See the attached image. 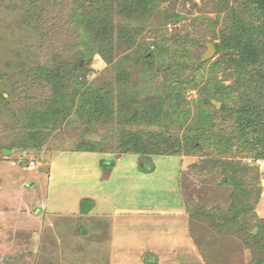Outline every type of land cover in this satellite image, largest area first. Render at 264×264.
<instances>
[{
    "label": "rangeland",
    "instance_id": "obj_1",
    "mask_svg": "<svg viewBox=\"0 0 264 264\" xmlns=\"http://www.w3.org/2000/svg\"><path fill=\"white\" fill-rule=\"evenodd\" d=\"M95 1L113 11L108 37L77 0H0V264H110L115 227L125 264L140 245L163 264H264V234L248 236L264 226V160L204 104L223 106L219 92L232 86L217 53L202 61L205 44L219 43L248 0H149L140 15L138 0ZM57 69L70 72L69 116L56 119L47 77ZM135 132L160 142L151 163L148 152L123 153L122 137ZM219 160L254 171L238 188ZM142 161L154 172H141ZM243 190L258 202L227 233L214 215H233ZM86 199L96 210L81 218Z\"/></svg>",
    "mask_w": 264,
    "mask_h": 264
},
{
    "label": "trees",
    "instance_id": "obj_2",
    "mask_svg": "<svg viewBox=\"0 0 264 264\" xmlns=\"http://www.w3.org/2000/svg\"><path fill=\"white\" fill-rule=\"evenodd\" d=\"M77 1L80 2H78V5L83 10H91L89 14L90 25L96 23L104 37H108L110 29H114L112 17L109 14L113 12L111 8L95 0ZM221 1L229 7L226 0ZM121 4L122 1H120V6H122ZM247 6L243 13H232L233 21L231 25L226 27L220 36L219 43L215 44L217 54L220 57L216 65L222 66L229 73L232 86L224 87L225 95H223L222 90L219 92L217 100L224 102L221 109H218L212 103V99H206L204 104L216 109L215 112H206L209 119L211 117L216 119L225 118V120L233 122L234 132L238 140L254 156L255 160L259 161L264 160V0H248ZM133 7L135 8L134 13L138 15L152 9L149 0H138ZM124 36L126 39L130 38L128 34ZM69 72V70L62 72L59 69L48 72L47 81L52 85L53 97L56 99L54 107L48 112L52 118L57 119L59 116L66 118L69 116V111L64 104V91L66 88L64 79L67 78ZM0 97L1 100H5L2 94ZM223 97L226 99H221ZM229 100L233 102L232 106L227 104ZM152 142L154 144L150 141L145 142V135L135 132L122 137L121 147L123 153L134 151L137 154H143L145 158L147 156L145 154L148 152L150 154L148 158H150L156 155V153H152L154 151L153 147L160 146V142H156V140H152ZM193 147L195 149L199 148L197 145ZM88 152L96 153V151ZM148 160L151 163L152 157ZM150 163L142 161L140 164L141 171L145 173L154 172V167L149 165ZM217 164L221 166L226 182L230 183L232 181L237 187L240 186V181L237 178L254 171L250 167L238 166L225 160H219ZM101 166L113 169L115 163L107 164L105 161H101ZM255 173H257V176L259 175L258 169L255 170ZM242 193L244 197L239 199V202L237 201L235 205L233 204L235 208L233 215H214L220 223L221 230L223 229L227 233L233 230L234 224H239V218H244L245 221V214L252 213L254 205L258 202V196L255 203H252L247 190H243ZM93 205L94 202L91 200H84L81 204V214H89L93 209ZM259 228L261 233L257 235L252 234L251 230L248 231V236L252 240L257 241L260 235L264 234V226Z\"/></svg>",
    "mask_w": 264,
    "mask_h": 264
},
{
    "label": "crops",
    "instance_id": "obj_3",
    "mask_svg": "<svg viewBox=\"0 0 264 264\" xmlns=\"http://www.w3.org/2000/svg\"><path fill=\"white\" fill-rule=\"evenodd\" d=\"M82 153H86V152H79V154H82ZM89 153H91V152H89ZM98 164L101 166V159H99L98 158ZM113 170L115 171L116 170V165L114 166V168H113ZM141 171V170H140ZM141 172H143V171H141ZM95 210H96V206L94 205V210L92 211V212H90L89 214H87V215H80V217L82 218V217H85V218H88V217H90V216H92L94 213L93 212H95ZM61 213H63L64 215L66 214L65 212H55V214H61ZM77 213V212H76ZM45 214H46V212H45ZM53 214L54 213H49V214H46V215H48V217H47V219L49 218V217H53ZM78 214V213H77ZM61 216H63V215H61ZM64 217V216H63ZM65 218V217H64ZM136 218V219H135ZM188 218V217H187ZM135 219V220H134ZM133 221H135L136 222V224H141V222H143V221H145L142 217H133V219H132ZM115 230H116V227H115ZM115 230H114V234H113V238H112V257H111V262H110V264H121V263H123V264H125L124 262H121V259H123V256H121V255H119V253H121V248H120V245L122 244V242L125 240V238L123 239V241H122V239H121V237H119V236H117V235H115ZM186 230H188V221H187V223H186ZM187 233H188V231H187ZM122 241V242H121ZM191 244H192V242H191ZM193 245V244H192ZM193 249H194V245H193ZM147 254H153V255H155L156 257H157V259H158V263L159 264H163V262H164V259H166L165 257L166 256H163L162 254H161V252H157V251H155V250H153V251H148L147 250V248L145 247V246H142V245H140L138 248H137V250H136V253H134V255L132 256L131 255V259H134V263L135 264H145L146 262H145V256L147 255ZM126 260V261H125ZM130 260V256H125V258H124V260L123 261H125V262H127V261H129ZM196 260H198V258H196Z\"/></svg>",
    "mask_w": 264,
    "mask_h": 264
},
{
    "label": "water",
    "instance_id": "obj_4",
    "mask_svg": "<svg viewBox=\"0 0 264 264\" xmlns=\"http://www.w3.org/2000/svg\"><path fill=\"white\" fill-rule=\"evenodd\" d=\"M205 46L207 47L208 51L205 54V56L203 57V59H202L203 62L208 61L210 59H213L215 57L216 53H217L215 44H213V43H207V44H205ZM212 103L218 109H221L222 103L216 102V101H212ZM3 153H4V155H11L12 154V151L4 150ZM256 233H257V229L254 231V234H256Z\"/></svg>",
    "mask_w": 264,
    "mask_h": 264
},
{
    "label": "built area",
    "instance_id": "obj_5",
    "mask_svg": "<svg viewBox=\"0 0 264 264\" xmlns=\"http://www.w3.org/2000/svg\"><path fill=\"white\" fill-rule=\"evenodd\" d=\"M30 165H31L32 168H35V163L34 162H31Z\"/></svg>",
    "mask_w": 264,
    "mask_h": 264
}]
</instances>
